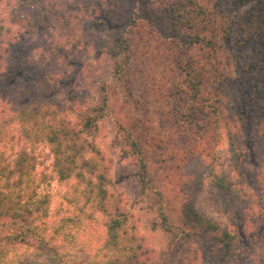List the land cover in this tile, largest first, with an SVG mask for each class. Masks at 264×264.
Instances as JSON below:
<instances>
[{"label":"rangeland","instance_id":"rangeland-1","mask_svg":"<svg viewBox=\"0 0 264 264\" xmlns=\"http://www.w3.org/2000/svg\"><path fill=\"white\" fill-rule=\"evenodd\" d=\"M151 1L53 0L42 28L31 19L36 6L19 8L22 19L12 23L19 19L2 4L12 35L0 67V98L24 106L42 66L51 85L47 98L60 102L105 156L109 188L121 194L145 238L146 264H179L194 248L199 264H264V0L235 9V31L207 67L203 98L214 99L215 91L223 96L238 162L210 108H190L184 68L195 47L182 45L161 21H147ZM18 52L30 66L8 81ZM23 146L36 156L38 171H51L48 146L18 133L0 151L11 157ZM221 176L235 183L234 196L225 197L216 181ZM66 188L57 180L50 185L53 218L73 211ZM184 204L236 236L230 256H222L213 235L188 234ZM87 223L96 232L103 228L100 215Z\"/></svg>","mask_w":264,"mask_h":264},{"label":"trees","instance_id":"trees-1","mask_svg":"<svg viewBox=\"0 0 264 264\" xmlns=\"http://www.w3.org/2000/svg\"><path fill=\"white\" fill-rule=\"evenodd\" d=\"M248 2L252 0H152L144 10L149 23L161 21L182 45L195 47L184 68L190 108H210L211 123L228 131L235 162L239 153L224 113V98L216 91L214 99L203 96L207 67H214L211 62L217 59L213 52L221 50L224 36L234 33L238 21L235 9ZM2 4L14 19H19V8L36 6L31 19L41 28L51 17L50 5L55 6L53 0H0ZM11 35V23L0 16V67ZM16 58L7 73L8 81L30 66L21 52ZM38 68L40 81L24 106L14 108L0 98V144L16 133L30 144H45L52 154L51 171H38L37 158L27 146L15 150L11 157L0 151V264H146L150 252L145 238L124 207L121 194L109 188L105 156L73 122L67 109L47 98L49 77L42 66ZM53 180L66 184L64 199L73 207V211L54 218ZM216 181L225 197L234 196L236 186L229 177ZM182 211L181 219L190 227L188 234L213 235L224 258L234 252L236 236L216 220L200 216L186 204ZM97 215L103 220L98 232L87 223ZM163 219L168 225V216ZM198 260L196 248L194 253L187 249L179 264H199Z\"/></svg>","mask_w":264,"mask_h":264}]
</instances>
